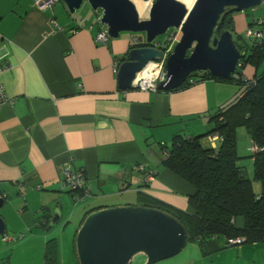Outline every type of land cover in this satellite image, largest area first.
Returning <instances> with one entry per match:
<instances>
[{"label": "crops", "instance_id": "0c3cea01", "mask_svg": "<svg viewBox=\"0 0 264 264\" xmlns=\"http://www.w3.org/2000/svg\"><path fill=\"white\" fill-rule=\"evenodd\" d=\"M73 15L61 3L42 10L35 0H0V87L6 96L0 105V217L5 224L0 243L5 235L22 241L28 233L21 243L55 240L58 254L60 243L74 244L85 217L97 210L143 206L152 199L190 212L188 199L195 190L165 168L161 145L177 135L204 137L212 130L210 117L243 92L233 82L218 80L171 92L121 91L115 69L134 38L121 34L96 43V17L76 22ZM236 19L234 32L247 28ZM243 73L253 79L260 71L248 65ZM203 139L207 148L219 145L215 135ZM254 147L246 131L238 129V156L249 160L252 174ZM139 165L154 173L152 182L144 184ZM64 167L84 171L83 201L76 203L74 194L61 191ZM57 209V223L49 228ZM242 224L239 220L237 226ZM243 245L229 249L225 240L213 239L197 246L199 256L211 260L221 250L237 255ZM4 261L9 264V257L0 249Z\"/></svg>", "mask_w": 264, "mask_h": 264}, {"label": "water", "instance_id": "95a60500", "mask_svg": "<svg viewBox=\"0 0 264 264\" xmlns=\"http://www.w3.org/2000/svg\"><path fill=\"white\" fill-rule=\"evenodd\" d=\"M264 0H195L190 10L178 0H151L148 18L141 20L130 0H60L70 15L83 3L100 13L99 23L107 38L123 33H144L145 46L128 51L120 63L117 87L132 90V81L149 62L162 58V50L152 44L169 29L179 32L178 42L167 57L166 79L158 91L179 88L193 73H208L211 78L230 80L243 53L229 30L214 35L227 10L239 13L256 8ZM4 200L0 195V209ZM54 212L49 228L57 223ZM59 219V218H58ZM5 224L0 217V235ZM186 231L171 215L145 206H119L97 210L83 220L75 237L78 264H131L141 256V264H157L180 254L186 247Z\"/></svg>", "mask_w": 264, "mask_h": 264}, {"label": "trees", "instance_id": "16d2710c", "mask_svg": "<svg viewBox=\"0 0 264 264\" xmlns=\"http://www.w3.org/2000/svg\"><path fill=\"white\" fill-rule=\"evenodd\" d=\"M232 13L226 11L214 35L219 36L225 30L235 33ZM255 26V21H252L246 29ZM261 27L264 28V25ZM260 32L264 33L261 29ZM251 41V47H247L249 50L237 45L244 56L239 61L241 67L233 75L242 74L248 65L256 72L260 70L264 60V39L260 43L256 39ZM143 46L145 44L138 43L130 49ZM120 60L123 62L125 58ZM243 79L235 80L232 77L230 80H222L211 78L206 72L193 73L175 89H185L202 80H218L233 82L243 92L234 104L210 117L212 130L207 135L196 138L177 135L169 145H165L168 155L163 160L165 168L195 190L194 195L188 199L190 212L173 209L152 199L144 200L143 206L173 216L184 227L187 244L196 243L200 248L213 239H223L227 243L229 240L243 238L245 245L264 244V72L260 71L253 79L243 73ZM240 128L246 131L257 148L250 156L253 160L252 180L239 165L242 158L237 151V130ZM213 135L218 138V147H204L201 140ZM253 182L259 183V194L254 193ZM238 218L243 220L240 227L237 226ZM58 256V244L50 240L45 244L44 264H59Z\"/></svg>", "mask_w": 264, "mask_h": 264}, {"label": "rangeland", "instance_id": "374dc122", "mask_svg": "<svg viewBox=\"0 0 264 264\" xmlns=\"http://www.w3.org/2000/svg\"><path fill=\"white\" fill-rule=\"evenodd\" d=\"M139 15L141 20L148 18L149 9L151 6V0H130ZM138 8V9H137ZM67 10V9H66ZM139 11V12H138ZM232 19L237 17V21L242 19V21L249 26L252 21L263 20L264 21V1L263 4L246 11L239 13H232ZM95 13L90 9L87 3H83L81 8L75 12L72 16L76 22H81L86 20L92 22L95 20ZM234 30V27L232 25ZM252 30L260 31L264 28L261 26H255L251 28ZM172 29H169L163 36L158 37L155 41L156 43H163L168 39L169 32ZM179 33V32H177ZM122 35H128L133 38L139 39L140 43L145 44V35L144 33H123ZM233 40L237 45L244 48L251 47L252 39H247L245 36V29L239 32L232 33ZM179 39V37H178ZM264 39V37H263ZM247 48V49H248ZM249 50V49H248ZM259 71L264 72V60L260 67ZM205 140V139H203ZM204 147H207L204 146ZM242 156V152L239 153ZM243 168L247 171L248 177L252 180L253 174L251 166L249 165V160L247 158L242 159ZM260 185L257 182H253L254 193L259 191ZM241 218H238L237 223ZM30 234L25 233L24 239H27ZM69 237V233L66 234ZM1 240V235H0ZM21 240H17L14 243H0V249H4V254L9 257V264H44V243H21ZM196 243H188L183 251L177 256L167 259L165 261L159 262L157 264H231L234 261H238L237 264H264V244L256 245H243L244 251L235 253L229 252L227 250H221L217 256L209 257L203 259L199 256V248ZM73 243H60V253L58 256L59 264H78L77 257L74 254ZM229 249L235 248L236 250L241 248L239 246H227ZM59 249V247H58ZM143 262L141 256H136L133 258L131 264H141Z\"/></svg>", "mask_w": 264, "mask_h": 264}, {"label": "built area", "instance_id": "2783aa9c", "mask_svg": "<svg viewBox=\"0 0 264 264\" xmlns=\"http://www.w3.org/2000/svg\"><path fill=\"white\" fill-rule=\"evenodd\" d=\"M60 3V0H35V5L42 9L46 10L51 8L52 6ZM100 13H97V21L99 22ZM256 26L264 25L263 20H255ZM245 36L247 39H256L258 43L261 42L262 38L264 37V33L260 31L252 30L248 28L245 30ZM179 33L177 31H171L168 35V39L163 43H156L154 42V47L157 49L162 50V58L158 61L149 62L144 69H142L136 76L135 79L132 81L133 89H137L140 91H150V92H157L158 91V84L165 81L166 79V68L165 63L167 57L171 54L174 45L178 42ZM108 40L106 29L100 26L99 31L96 34L95 42L105 44ZM133 43L138 44L140 43L139 39L134 38ZM241 67V63L239 62L237 68ZM118 68L115 69V73H117ZM1 71V70H0ZM235 80H244L243 73L239 75H232ZM6 102V96L2 87H0V105ZM189 138V137H188ZM191 139V138H190ZM215 139L218 138L215 136ZM160 154L162 159L165 160L168 158L167 151L165 150V145H161ZM257 148H253V152H256ZM139 170L143 173L144 184H148L153 181L154 173L149 172L143 165H139ZM85 175L84 171L80 169L79 171H72L69 167H64L62 171V177L59 182V186L61 191L69 192L74 194V199L77 202H81L87 197L85 194ZM22 237H18L20 240ZM3 241L5 243H14L17 239H13L7 235L3 236ZM244 243V239H235L229 240L226 244L228 246H240Z\"/></svg>", "mask_w": 264, "mask_h": 264}, {"label": "bare ground", "instance_id": "6f19581e", "mask_svg": "<svg viewBox=\"0 0 264 264\" xmlns=\"http://www.w3.org/2000/svg\"><path fill=\"white\" fill-rule=\"evenodd\" d=\"M178 1H180L181 3H183L185 5V7L187 8V10H190L191 7L193 6L194 2H195V0H178Z\"/></svg>", "mask_w": 264, "mask_h": 264}, {"label": "flooded vegetation", "instance_id": "af4514ba", "mask_svg": "<svg viewBox=\"0 0 264 264\" xmlns=\"http://www.w3.org/2000/svg\"><path fill=\"white\" fill-rule=\"evenodd\" d=\"M232 11V9L227 10V12ZM96 16V22L99 24V26H101V24L97 21V13H95ZM100 18V17H99ZM103 27V26H102ZM100 29V28H99ZM99 31V30H98ZM154 46V43L152 44Z\"/></svg>", "mask_w": 264, "mask_h": 264}]
</instances>
